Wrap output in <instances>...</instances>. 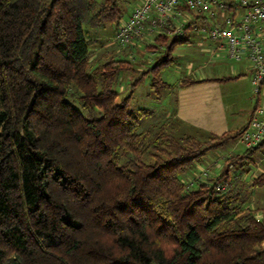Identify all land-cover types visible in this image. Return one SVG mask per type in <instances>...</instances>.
I'll use <instances>...</instances> for the list:
<instances>
[{
    "label": "trees",
    "instance_id": "obj_1",
    "mask_svg": "<svg viewBox=\"0 0 264 264\" xmlns=\"http://www.w3.org/2000/svg\"><path fill=\"white\" fill-rule=\"evenodd\" d=\"M122 1L0 0V264H264V213L232 194L229 171L192 191L181 178L242 129L202 141L143 128L151 111L116 86L129 61L92 58L90 32L118 26ZM187 41L132 86L151 69L167 87L158 69Z\"/></svg>",
    "mask_w": 264,
    "mask_h": 264
},
{
    "label": "rangeland",
    "instance_id": "obj_2",
    "mask_svg": "<svg viewBox=\"0 0 264 264\" xmlns=\"http://www.w3.org/2000/svg\"><path fill=\"white\" fill-rule=\"evenodd\" d=\"M139 2L140 0L122 1V8L124 10L122 21L129 17V14ZM180 19V22L184 23H192L195 21L186 16H182ZM197 23L200 24L199 21H197ZM105 28L107 30L101 29L90 32L91 56L94 60L100 58L101 61L111 57L129 61L132 69L126 70L121 74L116 86L120 90L122 96L132 94L134 106L137 105L139 108H147L151 111V116L143 120V128L165 125L167 129L176 136L181 137L185 134H191L202 141H207L216 139L224 131H228L229 128L223 130V127H226V125L232 127L234 121L238 119L237 112L242 114L249 113L248 109H250L251 103H256L258 99L260 100L259 103H264V88L260 95H256L252 87L250 91L249 78H244L243 81L232 79V81L228 83L224 81L220 85V88L225 91L223 100L227 101V105H224L227 112L223 118L211 121L207 126L201 128L196 127L192 120L184 121L182 118L175 119L171 115L174 110L172 108L173 106L167 105V101H164L163 87H160V83H158V87L153 88L152 80L154 73L151 69L144 80H141L135 87L132 86V82L136 81L137 77L140 76L144 70H147L150 66L152 67V65L154 67V64L157 63L161 57L166 55L167 49L173 40L176 39V35L168 34L165 30L167 28L155 29L154 32L149 29L146 32V36L135 42L133 46L120 47L115 41V24H108ZM186 31L188 32L187 35H190V32L193 33L191 41L176 43L174 45L172 60L169 65H161L158 69L162 79L164 78L170 82L173 78H178L180 76H186V78L189 79L191 77L192 79V76L216 77L235 73V69L232 70L231 68H235L239 63L230 59L225 52L226 50L219 46L218 42L206 38L205 35H207V32L205 29L201 27L199 32H196L188 28ZM162 36H167V39L160 38ZM203 38L206 43L200 46L197 44V40H203ZM208 46L212 49L219 48L221 50L215 55L213 51L211 52V50L208 49ZM203 49L205 51H202ZM102 58L104 59L102 60ZM197 59L202 61V64L205 66L204 69L197 71L194 69L196 66L199 67L198 64L195 63ZM189 66H192L194 71L189 72ZM189 73L192 74L190 77L188 76ZM245 83L248 84L247 87H249V90L245 89ZM236 125L238 126V123ZM247 149L248 147L241 142L239 134L238 137L230 140L224 147L208 152L201 161L194 164L187 172L181 175L187 190H194V185L199 182H195V180L197 181L199 179L207 180L206 184H214L216 178L221 177L224 173L225 167L226 169L229 167L227 162L228 158L235 157L236 155H243ZM243 161L244 166H240L241 163H234L230 166L231 170H234L237 176L240 171L249 172L250 176L247 177L251 178V180H247L245 193L243 194V192L241 193L239 191V188L234 190L237 186L236 182H243L242 179L230 178L231 180L233 179L231 192L239 198V202L242 203L244 207H246L248 203H251V207L253 206L258 209L259 213L256 217L261 218L264 213V184L261 186H254V180L264 172V146L259 148L253 156L247 157L243 159ZM221 185L225 186L226 184L223 183ZM225 188L227 189V186H225ZM222 189L223 188H221V190Z\"/></svg>",
    "mask_w": 264,
    "mask_h": 264
},
{
    "label": "built area",
    "instance_id": "obj_3",
    "mask_svg": "<svg viewBox=\"0 0 264 264\" xmlns=\"http://www.w3.org/2000/svg\"><path fill=\"white\" fill-rule=\"evenodd\" d=\"M182 16L195 21L180 22ZM197 16L211 18L212 23L198 24ZM188 25L196 32L201 27L205 29V37L225 48L230 59L249 60L253 67V92L256 95L262 93L264 0H144L118 25L115 41L120 47H129L144 38L147 30L154 32L159 28H167L168 34L183 36ZM240 140L249 148L264 140V103H258L254 108L249 123L240 132Z\"/></svg>",
    "mask_w": 264,
    "mask_h": 264
},
{
    "label": "crops",
    "instance_id": "obj_4",
    "mask_svg": "<svg viewBox=\"0 0 264 264\" xmlns=\"http://www.w3.org/2000/svg\"><path fill=\"white\" fill-rule=\"evenodd\" d=\"M143 1L144 0H140V2L136 6L142 4ZM132 11H131V13H132ZM130 14H129V16H130ZM195 19H196V21H199L200 23H203V24L212 23V20H213V19L207 18V17L206 18L205 17L200 18L199 16H197V18H195ZM117 27L118 26L115 25L116 31H117ZM104 30H107V29H104ZM187 33L188 32L186 31L183 34V36L176 35V38L177 37L187 38L188 39L187 42H190L191 38L193 36V33L190 32V35H187ZM115 37H116V33H115ZM197 41H198L197 44H199L200 46L203 43H206L204 38H203V40L198 39ZM208 47H209L208 49H210L211 52L213 51L215 55L218 51L221 50L219 48L212 49V48H210V46H208ZM223 49H225V48H223ZM202 51H205V50L203 49ZM195 63H197L199 66V67H197L195 65L196 68H194V69L196 71L205 68V66L202 64L201 60L197 59L195 61ZM238 63L239 64L237 66H235V68L234 67L231 68L232 70L235 69L234 74L224 75V76H216V77H194V76H192L193 77L192 79L195 82L193 84L187 86V87H184L182 85L183 80L186 78V76H183V77L180 76L178 78L175 77L172 80H170V82L163 78V81L168 85L167 87L163 88L164 90H162L163 91V98L165 99L164 101H167L166 102L167 105L173 106L172 108L174 110L171 113V115L175 119L182 118V120H184V121L192 120L194 122V124L196 125V127H200V128L207 126V124L211 121H216L219 118L220 119L223 118L226 115L225 113L227 112L226 108L224 107V105H227V101L223 100L225 91H223V89L220 88L221 83H223L224 81L226 83H228V82L232 81V79L237 80V81H243L244 78L245 79L249 78L248 80L250 82V86H249L250 91L252 90L251 87L253 88L252 83H251V76L253 73V67H252L251 63L247 59H244ZM192 68H193L192 66H189L188 71L189 72L194 71ZM190 75H192V74L189 73L188 76L190 77ZM247 86H248V84L245 83L244 84L245 89L249 90V87H247ZM259 102H260V100L258 99L256 103H254V104L251 103L250 109H248L249 113L242 114L240 112H237V115H238L237 120L238 121L237 120L234 121L232 127H230V125H226V127H223V130H226V128H229L228 131L226 130L223 133H226V132L233 133V132L241 130L243 127H245L249 123V121L252 117V113L254 111V108L256 107V105ZM235 122L238 123V126L236 125L237 123H235ZM248 149H250V148L248 147ZM226 171H230L229 172V178H237L239 180L242 179L243 182H241V181L236 182L237 186L235 187L234 190L239 188L240 189L239 191L241 193L243 192V194H244L245 193V185L247 183V180H249V179L251 180V178L247 177V176H250L249 172L240 171L238 176H237V174L234 172V170H231V167L228 170L225 167L224 172H226ZM247 171H249V170H247ZM251 205H252L251 203L250 204L248 203V205H246V207H251ZM252 208H254V207L252 206Z\"/></svg>",
    "mask_w": 264,
    "mask_h": 264
}]
</instances>
